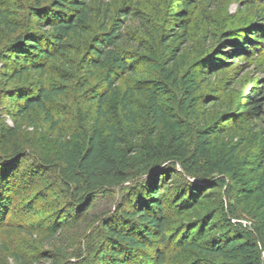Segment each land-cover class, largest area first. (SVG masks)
<instances>
[{
  "label": "trees",
  "instance_id": "obj_1",
  "mask_svg": "<svg viewBox=\"0 0 264 264\" xmlns=\"http://www.w3.org/2000/svg\"><path fill=\"white\" fill-rule=\"evenodd\" d=\"M13 1L20 11L12 8L9 1L0 0V25L10 37L5 48L13 57L12 66L2 73L3 82L21 79L33 71L45 76L54 62L65 65L71 73L82 66L87 80H82L81 89L90 87V80L98 73L106 82L98 95L90 97V102L96 104L94 125L84 129L74 141L63 140L59 159L42 161L55 174L67 198L66 220L56 219L57 224L51 228L57 231L64 228L79 214L85 215L93 209L99 200L113 196L117 186L131 182L129 188H121V194L126 190L127 194L117 210L106 214L97 228L99 237L87 236V250L82 255L91 263L105 257L108 264H138L137 259L147 257L148 264H166L167 250L176 242L169 236L173 216L194 209L204 197L201 188L193 184L207 183L208 189H212L214 183L215 187L224 186L226 177L239 179L238 151L242 145L227 151L214 148L213 141L227 131L210 125L208 115L200 116L194 109L201 85L185 73L182 64L181 55L190 40L187 10L202 1L187 0L186 7L176 14L177 24L169 23L165 30L148 21L145 12L134 8L132 2ZM257 20L246 30L249 39L246 38L243 46L246 52L252 47L254 54L261 53L259 44L264 45V9ZM230 46L227 44L226 48ZM223 52L220 49L214 56L218 59ZM220 66L215 69L213 64H207L202 67V73L211 75L227 67L223 63ZM62 78L65 84L71 83L67 77ZM2 92L8 94L6 89ZM66 94L67 87L63 85L39 82L34 91L19 92L14 115L27 120L39 113L52 130L58 129L61 119H56L53 104ZM113 98H117L123 127L114 122L108 110ZM141 103L147 105L146 143L150 151L142 166L136 159L141 148L137 145L141 138L138 126ZM247 106H250L249 115L263 119L262 105L256 96L244 100L243 108ZM185 111L191 120L178 118ZM161 132L165 138L159 141ZM15 136L13 128L0 126L1 174L10 162L28 154L15 143ZM158 170L160 173L153 176ZM258 170L262 176L256 186L242 191L257 196L256 222L251 227L234 223L232 219L238 216L228 208L220 222L197 223L181 236L178 229L174 235L180 236L176 248L196 251L213 260L197 264H264L263 152ZM175 178L185 185L168 195L165 190ZM210 230L222 233L207 242L205 238Z\"/></svg>",
  "mask_w": 264,
  "mask_h": 264
},
{
  "label": "rangeland",
  "instance_id": "obj_2",
  "mask_svg": "<svg viewBox=\"0 0 264 264\" xmlns=\"http://www.w3.org/2000/svg\"><path fill=\"white\" fill-rule=\"evenodd\" d=\"M7 1L12 8L20 11L16 9L13 0ZM114 1L132 2L134 8L145 12L148 21L164 30L169 23L172 26L177 24L176 14L188 3L187 0ZM201 1L187 10L186 24L189 25L190 40L184 46L185 52L181 55L182 64L185 73L191 75V78L201 85L197 96L199 99L194 109L200 113V116L207 114L210 125L220 126L227 131L217 141L216 139L213 141L214 148L216 147L218 151H227L242 145L238 151L239 179L235 181L231 177H226L224 186L215 187L214 183L212 189H208L210 184L207 183L193 184L201 188L204 197L194 209L173 216L174 222L171 223L169 236L176 242L173 243L171 240L173 244L170 243L171 246L167 250L169 253L166 264H197L204 260L213 261L196 251L186 252L184 249L176 248L181 234L193 228V225L206 221H212L213 224L215 221L220 222L225 209L228 208H232L238 216L237 219H232L234 223L240 222L248 227L256 222L257 215V206H255L257 196L252 197L242 191L255 187L262 176L258 167L259 158L262 152L264 153V117L263 119L252 117L249 115L250 106L244 108L243 106L247 97L256 96L264 112V45L257 46L259 51L261 50L260 54L258 52L254 54L252 47L246 52L243 46L246 38L249 39L246 37V30L258 21L264 9V0ZM0 31L3 35L0 40L2 47L0 126L13 128L16 133L15 143L28 153L17 157L15 162H10L4 168V172L0 173V264H108L105 257L96 263H91L85 258L86 256L83 257V251L87 250V236L92 235V239L99 237L96 230L102 225L104 217L108 213L113 214L127 194V190L121 194V188H129L133 184L127 182L117 186L113 196L99 200L85 215L79 214L80 218L72 219L71 223L57 231L51 227L57 224L56 219L66 220L64 207L67 198L55 174L42 162L59 159L60 144L63 140L74 141L80 137L84 129L94 125L96 104L90 102V97L98 95V92L105 88L104 76L98 73L90 80V87L81 89L82 80H87L82 66L71 73L65 65L54 62L45 76L33 71L21 79L3 82L2 73L7 66H12L13 57L5 48L10 41L9 35L1 25ZM227 44L231 46L226 48ZM220 49L224 52L220 53L217 59L214 55ZM222 63L227 66L225 69H219L211 75L202 73V67L207 64H213L214 68L218 69ZM62 76L70 79L71 83L65 84ZM42 81L47 85L67 87L66 97L60 98L53 104L56 119H61L58 129L55 130L45 123L39 113H35L32 119L27 120L18 119L14 115L19 92L34 91L37 84ZM3 89L8 90V94L2 92ZM121 89L123 82L120 85ZM11 94L14 96L9 97L8 95ZM139 106L141 108L138 126L141 138L137 145L141 148L137 151L139 155L136 159H138L137 164L142 166L150 156L146 143L149 128L145 115L147 105L141 103ZM108 110L112 113L114 122L123 127L119 120L117 98H113L108 103ZM178 118L191 120V115L185 111L180 113ZM163 133L161 132L159 141L165 138ZM161 170L153 173V176L159 174ZM180 185L185 184H180L179 179L175 178L165 191L171 195ZM178 229L181 230L180 236H174ZM208 233L210 234L205 238L207 242L215 240V236H219L222 232L210 230ZM197 235L201 236L198 231ZM104 244L105 241L103 246ZM147 259L146 257L144 260L136 261L138 264H148Z\"/></svg>",
  "mask_w": 264,
  "mask_h": 264
}]
</instances>
